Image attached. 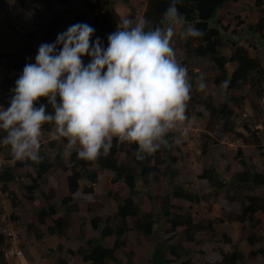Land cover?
Instances as JSON below:
<instances>
[{"label": "rangeland", "instance_id": "374dc122", "mask_svg": "<svg viewBox=\"0 0 264 264\" xmlns=\"http://www.w3.org/2000/svg\"><path fill=\"white\" fill-rule=\"evenodd\" d=\"M100 1L102 3L99 8H94L92 6L94 0H67L68 3H64L62 0H24L21 5L17 0H0V51L6 54L13 51L15 59H20L22 56L18 54V49H28L29 51L25 53H32L31 56L28 55L31 57L28 62L35 63L37 50L41 45L40 42L44 39V29L39 24L50 23L57 17L63 19L49 39L48 43H51L56 40L58 33L65 31L71 25L70 19L79 12L88 15L90 20L97 17L100 21L105 22L116 16L117 27L122 25L124 19H130L132 14L135 16V20L142 19L146 8L142 0H130L129 5L123 4L122 0ZM254 2L255 0L229 2L220 10L219 14L223 25L228 28L226 34L229 35L231 31H234V34L229 36L230 40L233 39L239 45L247 48L251 55H259L263 59L264 65V40L258 39L249 29V26H256L260 16L264 17V13L257 10ZM33 14L37 17L35 20L32 19ZM107 25V27H112L111 23ZM28 36H31V38L29 39ZM96 37H98L97 31H95L93 39ZM186 41L187 39L182 38L179 34L173 41L177 60L179 63L182 59L185 60L192 84L191 98L186 110L189 119L185 122L183 128L172 132L174 135L173 147L167 148L170 149L167 151H170V154L176 160L170 164L168 161L164 162L167 158L164 147L168 146H161L158 159L162 161L160 170L163 174L159 176L156 182L150 183L147 187L137 180L136 191L138 193L132 196L133 202L139 206V215L153 213L156 221L153 226V233L156 237L144 236L141 232L134 230L133 219L127 220L129 230L122 238L126 241V246L115 253L119 262H109L107 264H124L122 262L123 258L129 256L128 253H131L135 264H152L151 256L158 243L167 241L168 244H173L182 236L180 228L176 229L174 236L167 233L168 224L160 213L162 199L157 198H162L167 192L171 193L173 187L164 174L166 167H169L168 170L176 172L174 184H181L183 188L199 198L198 204L176 199L172 200V204L180 206L184 213L190 214L194 222H201L203 225L211 224L212 227L211 230H205L197 234L194 243L184 246L194 263L211 264L219 257L217 254L219 249L212 251V242H214L215 244H222L226 252L231 250L240 252L244 256L242 264H264V259L260 255L249 257L251 251L264 247V226L260 225L254 230L259 232L261 240L256 245L250 246L246 241L248 234L252 233L249 224L240 225L230 220L234 214L240 212V207L239 203H229L226 197L229 193H238L237 190L227 186L222 191L216 192L210 187L208 181L199 178L203 170L213 166L217 171L218 180L227 185L234 173L243 170L238 163L239 159L242 158L257 164L260 171L264 173V83L256 88L244 84L239 90L232 91V94L224 86H215L213 80L216 70L212 62L207 58L188 54L185 50H178V45L182 46ZM255 44L260 49L253 50L252 46ZM220 51L227 57L231 54L228 44L220 48ZM3 65L4 61H0V80L5 75ZM232 67H234L233 63L226 66L228 74L232 71ZM200 76L204 77L207 84L204 91L198 89V78ZM231 95L243 97L244 100L242 106L235 110V114L231 119L234 123L235 132L224 134L221 133L218 122L209 119V114L202 106L204 101L207 100L216 106H220L227 102ZM229 105L232 106L230 103ZM197 114L201 116L199 117ZM244 126H247L250 131L257 132V135L263 139L261 146L263 155L256 150L254 145L243 144L236 137L237 132L244 133L247 142L252 143V139L243 129ZM185 130L186 135L184 134ZM0 135L3 134L0 133ZM52 141L54 143L53 148L48 146ZM65 145L66 140L57 138L54 134V125L51 126L49 131L42 129L40 157L45 159L47 163H51L52 166L36 183L38 188L34 193V197L38 200L44 202V199L47 198L51 204L62 209L65 207L60 202L63 197L68 195L66 182L68 172L61 169L62 165L69 162V156L65 155ZM117 159L120 163L129 162L124 152L119 153ZM27 161L30 160L15 161L22 163V167L14 170L16 180L9 184L10 191L15 193L21 204L19 203L15 208L11 207L9 197L7 194L2 193V185L0 184V233H3L5 237V242L0 250L4 252L6 250L5 246L9 247L8 243L12 244L10 237L7 236L13 233L11 238L14 244L19 247L29 244L35 247V249L30 250L21 247L32 264H38V262L41 264H59L58 260L62 258L81 264L80 257L70 255L68 250L73 249V251H76L84 241L99 237V231L91 227V220L98 217L103 220L104 224V220L109 219L108 225H115L113 215L117 204L106 197L107 190L105 186V180L111 176V172H103V176L93 185V194L82 192L84 187L90 186V183H87L84 179L80 180L78 192L73 196L72 203L67 205L78 206L77 212L72 214V217L75 218L74 224L72 220L66 236L63 239L57 238L59 240L57 243L54 240L53 242L48 241L47 244L39 242L36 243L39 245L37 246L34 244L35 238L31 236L32 234L27 228L28 224H36V209L25 204L23 201L25 193L22 190V185L31 184V179L36 177L37 170L29 166ZM14 164L11 152L0 147V170L8 165L14 167ZM94 168L95 166L91 167V169ZM263 193L264 189H261L256 194L262 196ZM121 196L122 198L129 196L127 188L122 190ZM213 204L219 205L220 215L225 221L224 223L218 222V219L215 218L216 214L211 210ZM49 224H51L50 219L44 225H37V231L43 233V236H48L47 228ZM224 235L231 240L230 243H225ZM113 241L114 237L107 238L104 245L111 247ZM58 247L62 249L60 250ZM215 247L218 248L216 245ZM50 251H53V253H50ZM166 257L170 261L168 264H180V260L170 254H167ZM4 264H18V262L11 258H5Z\"/></svg>", "mask_w": 264, "mask_h": 264}, {"label": "trees", "instance_id": "16d2710c", "mask_svg": "<svg viewBox=\"0 0 264 264\" xmlns=\"http://www.w3.org/2000/svg\"><path fill=\"white\" fill-rule=\"evenodd\" d=\"M145 3V12L142 19H147L151 22L150 26L162 27L161 20L167 7L171 4L172 0H142ZM238 0H182L177 5L180 12L184 15L188 24L194 25L196 28L202 30L203 36L201 38H187L184 45H178V50H185L188 54L195 55L197 57L207 58L213 63L216 70L213 84L215 86H223L227 81V91H237L242 85L249 84L251 88L264 83V65L257 57H251L247 48L238 44L235 40H230L229 36L234 34L231 31L229 35L226 34L227 26L223 25L221 15L219 14L226 4L229 2H237ZM21 5L24 0H17ZM64 3H68L67 0H62ZM123 4L129 5L130 0H122ZM102 2L100 0H94L92 6L99 8ZM254 6L261 13H264V0H255ZM36 15H32V19H36ZM130 19L135 20V16L132 14ZM63 19L57 17L50 23L39 24L44 29V39L40 44L47 43L53 36L54 30L62 23ZM71 25L76 23H87L91 25L98 34L105 47H107V37L110 33L115 31L117 25V17L114 16L108 22L100 21L97 17L90 20L88 15L83 12H79L72 16L70 19ZM108 23L112 24V27H107ZM251 32L259 39L264 40V17L258 19L256 26H249ZM29 39L31 36H28ZM230 40V41H229ZM230 42V43H229ZM229 45L231 54L229 57L224 55L220 48ZM255 47H252V49ZM28 49H18V54L22 57L15 59L13 51L11 53H3L0 51V61H4L3 68L5 75L0 80V105L8 107V101L11 99L12 92L10 91L15 87V81L22 74L23 68L26 64V59L29 58L25 52ZM31 56V55H30ZM88 57H84V63H88ZM229 63L235 64L232 72L228 74L226 66ZM181 64L186 67V62L182 59ZM14 72V78H9L8 75ZM260 92V91H259ZM193 100V99H192ZM243 97H235L231 95L228 101L220 106L214 105L211 101L207 100L203 103V109L209 114V119L216 120L221 128V133H232L234 131V123L231 121L235 114V110L242 106ZM230 104L232 106L230 107ZM199 117L200 114H197ZM52 125H44V129L49 131ZM264 127V122H263ZM243 129L248 133V136L252 139V143L247 142L244 133H236V137L240 139L243 144L254 145L256 150L262 153V140L257 135V132L250 131L247 126ZM174 135L172 132L168 134V147H164V152L167 154L164 162L170 164L176 160L170 154V149L173 147ZM53 148V141L48 144ZM10 149L8 147H1ZM124 152L128 157L127 163L118 162L117 155ZM137 145L129 144L125 142H119L116 138L113 139V146L107 155H100L94 161H85L77 158L76 151L72 152L69 156V162L66 165H62L61 169L64 172H68L66 177L67 192L68 195L63 197L60 204L65 208H58L51 204L47 198L44 202L35 198L34 193L37 190L36 183L41 179V176L45 174L52 166L51 163L43 158L39 163L27 161V164L37 170L36 177L31 179L30 185H22V190L25 193L23 201L25 204L32 206L36 209L35 219L37 225H44L48 219L51 220V225L47 228V235L51 237H57L63 239L66 236V232L72 224V214L77 212L78 206L72 205L73 196L79 190V181L84 179L90 186L83 188L84 194H93V185L103 176L104 171L111 172V176L105 180L106 197L117 204L116 211L113 215L115 221L114 226H109V219L103 220L95 217L91 220V227L94 230L99 231V237L96 239H88L82 243L76 251L68 250L70 255H78L81 259V264H107L109 262L118 263L115 253L121 251L126 246V241L122 238L128 228L127 220H134V230L141 232L144 236L156 237L153 233V226L156 223L153 213H144L139 215V206L136 205L132 196L136 193V181H140L143 186L147 187L150 183L156 182L159 176L163 173L160 170V164L158 155L159 150L151 155L145 154L143 160H138ZM156 154V157H155ZM13 159V157H12ZM264 160V155H263ZM14 167H4L0 171V184L2 193L7 194L11 207L15 208L19 203L15 193L10 191L9 184L16 180L14 170L22 167V163L14 161ZM239 165L243 168L242 171L236 172L232 175L228 184L225 185L223 181L218 180L216 169L211 166L208 169L203 170L199 176L200 179L208 181L210 187L216 191H222L227 186L237 190L238 193L228 194L227 201L229 203H239L240 212L234 214L231 217L232 221L239 223L240 225L249 224L252 233L248 234L246 241L250 246L256 245L261 239L259 232L254 231L260 225L264 226V193L262 196H258V190L264 189V173L260 171L258 165L247 161L246 158L239 159ZM95 166L94 169L91 167ZM166 167L164 174L168 178V181L173 185L171 193L167 192L161 200L160 213L163 216L164 221L168 224L167 233L174 236L176 229L182 230V236L179 237L175 243L168 244L167 241H162L156 245L151 256L152 264H168L169 259L166 257L170 254L177 260H180V264H196L189 257L188 250L184 247L188 244L195 242L197 234L202 233L205 230H211V224L203 225L201 222H194L192 216L188 213H184L180 206L172 204V200H183L189 203L198 204L199 198L193 193L187 191L181 184H174L175 171L168 170ZM124 188L128 189L129 196L122 198L121 192ZM216 215L215 218L218 222L224 223L225 221L220 215V207L217 204L212 205L211 209ZM1 217V212H0ZM103 224V225H102ZM102 225V226H100ZM28 231L35 238L34 244L38 243L42 238V233L37 231V226L34 224L27 225ZM100 228V230H99ZM114 237V241L111 247H106L104 241L107 238ZM225 243H230L231 240L224 235ZM5 242L3 233H0V249ZM215 245L218 247L216 248ZM24 246V245H23ZM21 246V247H23ZM222 244H215L212 242V251L217 250V257L211 264H242L244 256L237 250H231L226 252L222 247ZM60 250L61 247H58ZM53 253V251H50ZM49 253V254H50ZM129 256L123 258L124 264H135L132 259L131 253ZM260 255L264 259V247H261L255 251L249 253V257H255ZM185 258V259H184ZM59 264H77L73 261H68L62 258L58 261ZM0 264H4V253L0 250Z\"/></svg>", "mask_w": 264, "mask_h": 264}, {"label": "clouds", "instance_id": "9594fccd", "mask_svg": "<svg viewBox=\"0 0 264 264\" xmlns=\"http://www.w3.org/2000/svg\"><path fill=\"white\" fill-rule=\"evenodd\" d=\"M181 2L172 0L162 27H151L147 19H124L108 35L107 47L99 37L93 39L96 30L82 22L58 33L54 42L42 43L35 63L28 62L30 56L26 59L8 107L0 105V147L10 149L13 161L39 163L44 125H54L57 138L66 140L65 155L76 151L85 161L107 155L114 138L137 145L138 160L166 146L168 134L189 119L192 91L188 69L177 60L174 38L203 36L186 22L177 6ZM14 76L11 72L8 77ZM206 87L200 76L198 89ZM11 234L7 237L12 244L2 250L4 259L25 264L27 257Z\"/></svg>", "mask_w": 264, "mask_h": 264}, {"label": "crops", "instance_id": "0c3cea01", "mask_svg": "<svg viewBox=\"0 0 264 264\" xmlns=\"http://www.w3.org/2000/svg\"><path fill=\"white\" fill-rule=\"evenodd\" d=\"M263 34H264V32H263ZM252 47H255V48H253V50H257V49H260L259 47H258V45L257 44H255V45H253ZM250 54V53H249ZM250 56L251 57H257L260 61H261V63H262V65H263V59L262 58H260L259 57V55H255V56H253V55H251L250 54ZM74 217H73V224H74ZM32 224H34L35 226H37V223L35 224V223H32ZM51 224H49L48 225V227L50 226ZM43 234V233H42ZM53 240L55 241V243H57L59 240L57 239V237H51V236H42V238L40 239V241L39 242H42L43 244H47L48 243V241H51V242H53ZM38 242V243H39ZM31 243H33V242H31ZM37 246H39L38 244H36ZM21 246H23V245H21ZM22 248H24V249H35V247L34 246H32V245H25V246H23ZM50 248V247H49ZM51 248H53V247H51ZM65 250V249H64ZM73 250V249H72ZM66 251V250H65ZM25 264H32V262H31V260H30V258L29 259H27L26 260V262H25ZM38 264H41V263H39L38 262Z\"/></svg>", "mask_w": 264, "mask_h": 264}, {"label": "built area", "instance_id": "2783aa9c", "mask_svg": "<svg viewBox=\"0 0 264 264\" xmlns=\"http://www.w3.org/2000/svg\"><path fill=\"white\" fill-rule=\"evenodd\" d=\"M11 254H17V255H19V256H20V255H21V252H20V251H15V250H12V251H11Z\"/></svg>", "mask_w": 264, "mask_h": 264}]
</instances>
